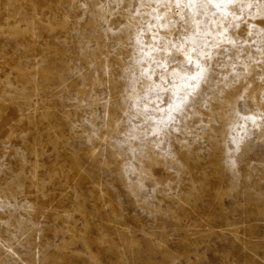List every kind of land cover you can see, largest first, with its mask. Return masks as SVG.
<instances>
[{
    "label": "rangeland",
    "instance_id": "374dc122",
    "mask_svg": "<svg viewBox=\"0 0 264 264\" xmlns=\"http://www.w3.org/2000/svg\"><path fill=\"white\" fill-rule=\"evenodd\" d=\"M154 7L0 0V264H264V10Z\"/></svg>",
    "mask_w": 264,
    "mask_h": 264
},
{
    "label": "snow or ice",
    "instance_id": "6c2138e0",
    "mask_svg": "<svg viewBox=\"0 0 264 264\" xmlns=\"http://www.w3.org/2000/svg\"><path fill=\"white\" fill-rule=\"evenodd\" d=\"M155 5L152 9L153 13H156V20H165L168 13H171L172 8L179 10L176 14L180 16L182 20L185 17L190 18L191 23L195 28V34H199L201 28L200 17H204L208 20V23L214 25L219 31L216 33L219 36H226L229 25L235 26L234 21L237 20L241 14L251 9L254 4L261 10H264V0H142ZM165 9V13L161 14L160 9ZM168 23H172L169 19ZM164 25H161L163 27ZM212 33L205 31L204 35L208 36ZM264 35V33H262ZM191 39V37H189ZM207 44V41H205ZM234 43V42H233ZM195 45V41H193ZM197 48L194 46L191 52H196ZM199 55L206 56L207 53L200 51ZM189 64H192L191 55H188ZM196 68L198 71L191 76H184L181 79L185 80L188 88L194 91L195 84L188 83L189 81L198 83L205 76L206 69L201 66L199 61L196 62ZM244 119H252L245 116Z\"/></svg>",
    "mask_w": 264,
    "mask_h": 264
}]
</instances>
